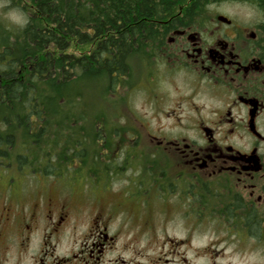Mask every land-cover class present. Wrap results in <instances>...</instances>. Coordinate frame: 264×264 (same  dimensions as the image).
Masks as SVG:
<instances>
[{
	"label": "flooded vegetation",
	"instance_id": "obj_1",
	"mask_svg": "<svg viewBox=\"0 0 264 264\" xmlns=\"http://www.w3.org/2000/svg\"><path fill=\"white\" fill-rule=\"evenodd\" d=\"M226 1L251 5L258 19L216 12L208 20L198 15L218 1L185 0L171 11L183 19L197 14V21L158 23L172 30L148 77L150 91L166 90L161 100L172 104L153 105L157 134L127 137L116 152L122 163L112 162L106 191L122 172H139L120 199L100 198L99 182L87 184L96 191L91 205L82 203L87 195L68 192L77 183L0 184V264H143L139 243L152 200L173 201L184 219L208 217L210 203L222 206L224 217L264 216V0ZM130 115L148 125L136 109Z\"/></svg>",
	"mask_w": 264,
	"mask_h": 264
},
{
	"label": "trees",
	"instance_id": "obj_2",
	"mask_svg": "<svg viewBox=\"0 0 264 264\" xmlns=\"http://www.w3.org/2000/svg\"><path fill=\"white\" fill-rule=\"evenodd\" d=\"M2 1L25 20L0 17L1 164L23 175L105 178L112 166L97 160L117 133L102 111L91 112L93 87L103 94L124 87L135 57L157 65L172 30L158 23L195 22L197 14L171 11L185 0ZM240 220L250 234L263 233L255 212Z\"/></svg>",
	"mask_w": 264,
	"mask_h": 264
},
{
	"label": "rangeland",
	"instance_id": "obj_3",
	"mask_svg": "<svg viewBox=\"0 0 264 264\" xmlns=\"http://www.w3.org/2000/svg\"><path fill=\"white\" fill-rule=\"evenodd\" d=\"M218 2L206 11L205 18L209 20L216 12H219L230 19H239L251 23L259 17L257 12H254L249 4L242 5L234 1L229 2L226 0H219ZM0 17L12 24H22L25 20V17L19 10L9 6L8 3L2 0H0ZM131 62V74L126 79L124 87H119L115 92L110 91L103 94L97 90L98 86L96 85L93 87V96H91L88 102L92 113L102 111L108 119L110 118L106 124L111 126L113 131L117 133L113 136L111 150L108 149V152L105 151L102 155L100 154L102 157L97 160L99 166L103 165L105 168L111 167L114 161H116V164L122 163L119 160L121 157L116 152L125 149L123 147L125 138L146 134L148 132L153 134L158 133L161 123L153 111V105L156 103L161 104L162 107L167 109L172 104L164 96L163 100H161L160 95L162 93L164 95L166 90L162 91L159 95L157 94V96L154 95V92L150 91L153 84L149 82L150 79L148 77L150 75L152 76V73H155L156 70L158 71L156 65L147 63L139 57L133 58ZM135 85L140 90H128L129 87L132 88ZM100 88L102 89V87ZM96 105L98 108H94ZM134 109L139 111L141 115L147 116L148 125L146 127L143 128L135 125L131 121L130 111L132 110L133 112ZM116 137L118 138L116 139ZM137 160L138 158H135L133 160L135 162H132L131 166H135ZM1 163L2 161H0V184H4L5 186L11 178L15 179V183H24L25 186L32 183L44 182H48L49 184L59 182L68 185L70 183H77L71 187L76 188V191L71 190L68 192L77 195L82 194V196L87 195L86 197H82L83 205H91L92 203H89L87 198H91V193H93L94 197L96 192L92 190L90 185L87 186V184H93L94 182L105 184V187L101 191H98L100 198H106L105 196L108 193H113L115 198L120 199L122 197L121 193H124L122 190L127 188L126 184L132 182L130 180L131 176H133L132 178H136V174L139 173L135 170H130L126 174L125 171L122 172V176L115 181L113 186L109 187L110 191H106L105 189L109 186L107 183L111 182L107 176L102 179L98 178L97 180L95 177L91 179L70 174L62 178H50L40 175L31 176L30 174L23 175L17 172L13 166L6 167ZM106 172L108 176H111L113 172L116 173L109 169H106ZM73 177H76L78 180L72 179ZM93 197L92 199H94ZM166 202L161 200L150 201L149 205L151 208L147 213V217L149 218L147 219L148 226L144 240L141 239L139 243L145 251L143 252L145 255L143 264H264L263 214H259L263 221L261 223L263 233L261 236H256L248 232V228L242 223V220L237 218L228 219L222 216L221 212L223 211V207L216 203H210V209L208 208L210 215L208 217L198 218L194 215L184 219L179 213V207L173 201ZM149 212H152L153 215H150Z\"/></svg>",
	"mask_w": 264,
	"mask_h": 264
},
{
	"label": "water",
	"instance_id": "obj_4",
	"mask_svg": "<svg viewBox=\"0 0 264 264\" xmlns=\"http://www.w3.org/2000/svg\"><path fill=\"white\" fill-rule=\"evenodd\" d=\"M224 22L225 21H228L229 22V20L228 19H226V18H224V17H220Z\"/></svg>",
	"mask_w": 264,
	"mask_h": 264
}]
</instances>
